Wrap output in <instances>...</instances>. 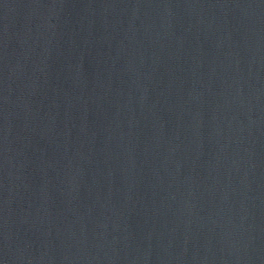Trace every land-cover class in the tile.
I'll list each match as a JSON object with an SVG mask.
<instances>
[{
	"label": "water",
	"instance_id": "water-1",
	"mask_svg": "<svg viewBox=\"0 0 264 264\" xmlns=\"http://www.w3.org/2000/svg\"><path fill=\"white\" fill-rule=\"evenodd\" d=\"M0 264H264V0H0Z\"/></svg>",
	"mask_w": 264,
	"mask_h": 264
}]
</instances>
